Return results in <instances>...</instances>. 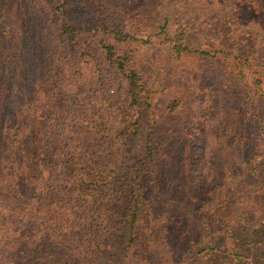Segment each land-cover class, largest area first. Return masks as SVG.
<instances>
[{"label":"trees","instance_id":"obj_1","mask_svg":"<svg viewBox=\"0 0 264 264\" xmlns=\"http://www.w3.org/2000/svg\"><path fill=\"white\" fill-rule=\"evenodd\" d=\"M125 1L0 0V72L6 65L14 89L0 139V264L252 256L236 236L264 207L252 199L264 193V120L240 107L228 80L199 111L160 114L137 48L154 24L197 91L209 68L258 83L264 55L237 42L194 48L188 29L169 38L170 13L157 15L164 0Z\"/></svg>","mask_w":264,"mask_h":264},{"label":"rangeland","instance_id":"obj_2","mask_svg":"<svg viewBox=\"0 0 264 264\" xmlns=\"http://www.w3.org/2000/svg\"><path fill=\"white\" fill-rule=\"evenodd\" d=\"M160 9L157 15L161 17L170 13L171 22L167 28L169 38L176 39L178 32L188 29L183 35V42L194 48L212 43L228 45L237 42L241 51L245 48L258 50L261 56L264 55V0H164ZM150 26L152 30L149 32L153 36L150 42L138 41V58L144 80L155 92L160 114L168 110L169 116H187L192 111H199L202 108L200 102H208L207 97L228 80L233 91L243 99L240 107L244 108L249 103L252 116L264 120V72L257 83L254 76L248 75L246 79L233 81L232 76L228 78L225 75V68L217 72L209 68L204 81L205 88L199 91L192 89L194 83L187 80L185 63L170 49L173 41L162 43L154 35L158 28L154 24ZM138 36L141 37V34ZM8 72L7 66L3 65L0 72V139L8 129V121L14 111L13 82H3ZM189 90L192 94H198L196 100H191ZM226 102L232 104L230 100ZM144 187L146 196L156 202L148 176L144 179ZM255 191L252 199L263 201L264 193L259 192V187ZM249 216L256 222L245 227V230H239L236 236L240 240L250 241L248 245L252 256L242 264H264V251H257L259 248L264 249V207L260 213H250ZM240 224L244 222L240 221ZM224 243L229 245L228 242ZM129 264H138L134 255Z\"/></svg>","mask_w":264,"mask_h":264}]
</instances>
